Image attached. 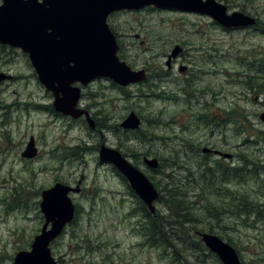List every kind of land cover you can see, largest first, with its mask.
<instances>
[{"label":"rangeland","instance_id":"rangeland-1","mask_svg":"<svg viewBox=\"0 0 264 264\" xmlns=\"http://www.w3.org/2000/svg\"><path fill=\"white\" fill-rule=\"evenodd\" d=\"M218 1L231 12L252 6L247 0ZM253 5L264 6V0H253ZM108 24L118 40L119 58L133 71H144L146 79L127 87L106 78L77 85L83 94L80 105L92 114L95 130L83 118L73 120L57 113L52 107L54 96L39 82L29 56L21 49L0 45V73L11 76L0 82V264H13L17 252L31 251L45 223L41 194L59 182L74 187L82 183L80 194L71 195L77 205L76 220L51 245L59 264H172L170 258L175 264H194L196 259L217 264L208 251V255L202 252L203 246L194 253L196 244L186 246L187 252L176 253V257L143 245L138 196L112 165L100 162L101 145L118 149L138 169L163 183L165 169L148 168L144 158L159 160L158 154L177 160L181 166L166 172L189 194L198 192L195 206L208 203L220 211L218 202L226 198H216V194L224 188L211 185L214 194L205 193L209 187L189 181L185 168L193 172L210 168L215 179L232 182L228 187L233 194L226 189L229 200L245 197L250 212L232 209L231 214L250 220L248 226L230 214L224 220L226 215L220 211V219L197 214L199 231L188 226L175 227L173 232L192 231L190 242L198 243L193 237H199L198 232L214 234L210 231L215 230L240 253L245 264H264V205L254 202H264V168L259 163L264 164V123L258 117L264 97L255 100V94L247 95L238 78L235 83L230 77L239 63L232 62V56L240 55L239 50L245 55L256 45L264 48V38L245 47L249 40L244 42V33L223 32L211 17L155 7L115 12ZM177 45L189 57L179 58L169 69L167 55ZM181 66H187L188 73H181ZM233 110L238 122L217 129L210 142L206 138L211 136L209 129L198 122L200 116L210 122L218 117L228 119ZM133 111L143 121V133L120 128ZM98 120L103 127H98ZM32 137L38 155L29 159L22 154ZM208 142L246 157L227 162L236 164L231 169L214 157L203 160L192 146L202 143L209 148ZM75 147H80L76 158H65L68 149ZM202 175L198 172L197 178ZM167 202H157V210L164 211ZM259 212L262 217L257 220Z\"/></svg>","mask_w":264,"mask_h":264},{"label":"water","instance_id":"water-1","mask_svg":"<svg viewBox=\"0 0 264 264\" xmlns=\"http://www.w3.org/2000/svg\"><path fill=\"white\" fill-rule=\"evenodd\" d=\"M192 12L211 17L225 29L255 24V19L243 12L229 13L218 0H2L0 5V45L21 49L29 56L39 82L54 96L56 112L74 120L85 117L92 130L96 122L90 112L79 106L80 86L99 78L112 80L127 87L146 79L144 71H133L122 61L116 35L108 19L115 12L142 10L147 7ZM182 51L176 46L172 57ZM0 73V82L8 78ZM264 121V114L261 116ZM125 130H138L141 119L131 112L120 124ZM23 157L38 155L34 137L28 142ZM101 163L112 164L129 182L135 194L152 214L156 213L159 191L151 179L118 149L101 145ZM150 169L159 167L157 158L145 157ZM81 192L76 187L56 183L42 192L40 204L45 223L31 245V251H20L13 264H58L51 243L56 240L76 216L71 194ZM205 247L216 254L222 264H243L238 251L221 237L199 233Z\"/></svg>","mask_w":264,"mask_h":264},{"label":"trees","instance_id":"trees-1","mask_svg":"<svg viewBox=\"0 0 264 264\" xmlns=\"http://www.w3.org/2000/svg\"><path fill=\"white\" fill-rule=\"evenodd\" d=\"M99 121L100 120L97 121L98 127L99 128L103 127L104 125H101V122ZM79 148L80 147L68 149V151L65 153V158H70V157L76 158L77 154L75 152ZM144 155L148 156L149 152L144 153ZM155 156L159 157V160L161 161L159 169H161L162 171L165 169V171L163 172V175H164V179L166 180V182L163 183L162 181L156 180L155 177H150V178L151 180H153L154 185L158 188V191L160 193L158 202H161L164 199H167L168 201L167 203L169 205L164 207V211L157 210L156 214H152L151 212H149L145 204L139 198H137L138 199L137 210H139L142 216L141 220L139 221V224H140L139 228L142 233L141 235L143 239L145 240L144 241L145 244L143 245L148 246L149 248L161 249L165 252H168L169 256L171 255V256L176 257V253L178 254L180 253L181 255H183L185 254V252H187L185 248L186 246L188 245L192 246V244H196L198 245L196 248L192 246L194 253H196L198 250L201 251L200 247L203 246L202 252L206 254V251H208L209 255L215 259L216 263L221 264L217 256H215L207 248L204 247L199 237L193 236L194 238L198 240V243L195 241L190 242L193 240L189 236L190 232L192 231H182V232L176 233V232H173V230L175 229V227L188 228V226H190L191 229L199 231L197 224H199L200 221L196 220L197 214L201 216H205L206 219H209V218L210 219H215V218L220 219L221 218L220 211H223L224 214L226 215L224 220H226L232 209L250 212L248 211V208H247L248 206H246L248 204L246 205L235 204L234 205L232 203V200H229L228 198L230 195V192L224 189L223 193H221V196L226 197V200H222L218 202L221 205L219 208L220 211L217 212L216 208L209 206L208 203H206V206L204 207L195 206V201L198 198L197 197L198 192L195 191L189 194L186 190H183L180 187V185L174 181L171 174H167L166 172L167 169H172L176 166H181L180 162H178L177 160L174 161L172 157L168 158V157H164L158 154H155ZM185 170L188 171V174H189L188 178L193 176V178H190L189 181H192L200 185L199 178H197V173H194L191 168H185ZM239 170L240 169L236 170L237 174L239 173L238 172ZM206 173L210 174V177H212V173H209V172H206ZM244 181L245 180H241L240 182H244ZM209 183H211L210 185H207L209 187V190L205 193L214 192L211 187V185H215L214 182L208 179V184ZM15 191H16V194H19L17 190ZM193 198H195V201H192ZM244 198L245 197H243V199ZM15 199L16 201H18V198H15ZM260 214L261 212L257 213V220L261 218ZM236 217L237 219L241 220L240 219L241 216L237 215ZM247 218H250V216ZM249 222L250 220L248 219L241 220V223L244 226H248ZM210 232L216 234L215 230H212ZM169 251H171V254ZM170 259H171L172 264H175L176 260L173 258H170ZM195 262L194 264H205L204 260L199 261L198 259H196Z\"/></svg>","mask_w":264,"mask_h":264},{"label":"flooded vegetation","instance_id":"flooded-vegetation-1","mask_svg":"<svg viewBox=\"0 0 264 264\" xmlns=\"http://www.w3.org/2000/svg\"><path fill=\"white\" fill-rule=\"evenodd\" d=\"M228 1V0H227ZM235 1V0H234ZM250 1V3L252 4L251 9H242V10H234V11H229V13H233L235 11H240L245 13L246 15L252 17L255 19V24L253 25H249L246 27H240V28H233V29H224L222 26H220L218 23L214 22L215 25H217L221 30H223V32H227L229 34H236V33H244L245 35V39L244 42L248 43L244 44V46H253L254 40H256L257 38H264V6H254L253 5V0H247ZM230 2V0H229ZM256 45V44H255ZM2 46V45H1ZM255 49L251 50V51H246L247 54L242 55V51L239 50L241 52L240 55H235L232 56V62H234L235 60L238 61L239 63L234 65L233 69L234 72L232 73V75H230V77L233 79V81L236 83V78H238V81L246 87V91H247V95L251 94L254 95L255 100L259 99L258 96H263L264 97V48H258V45L253 46ZM168 60H167V67L169 69H171L173 67V64H175L177 62V60L179 58L182 57H189L188 54L185 53L184 49L182 48V51L175 57H172L171 54L167 55ZM207 58H211L210 55L206 56ZM212 59L214 60V55L212 56ZM179 71L181 73H188L189 68L187 66H181L179 68ZM194 74L192 73V76ZM195 76V75H194ZM196 78H198V76H195ZM193 78V77H191ZM241 78H244L242 81ZM149 81V80H147ZM217 94H220L219 92H216ZM246 94V93H245ZM243 98V97H242ZM241 98V99H242ZM235 110L231 111L230 113H228V119H223V118H216L213 119L211 122L207 121L206 119L203 120L202 116H200L198 122L200 124H202L205 129H209L211 136L206 137L208 140H210V142L212 141V138L215 136L217 129H222V127L230 125V124H236L238 121L236 120V114ZM264 114V104H263V112L260 113L258 115V117L260 118V120L264 123V121L262 120L261 116ZM143 124V121H142ZM141 124V125H142ZM126 132H136V133H141L142 132V126L136 130V131H128L125 130ZM223 141L226 144V137L223 139ZM210 142L207 143V146H204L202 143L196 145H191L188 144V146H192V150L194 153H200L202 155V159L206 160V159H211V157H214L216 159L221 160V164L223 165V167L227 168V169H231L233 167H235V163H227L232 161H237L238 158H240V156H238L237 154H231L229 152H226L225 148L223 146H216L214 144H211ZM228 142V141H227ZM202 145L204 146V148L202 147ZM206 145V144H205ZM228 145V143L226 144V146ZM229 150H233V149H229ZM264 153V151H263ZM241 157H246V156H241ZM259 163L262 165V167L264 168V164L259 161ZM200 168H202L200 166ZM204 169V168H203ZM199 173H203V175L199 178L200 181V186H207L208 185V179L212 180L214 182V184L216 186H222L224 189H229L230 192L233 194V192L231 191V189L228 187L229 184H231L232 182L223 180V179H215V175L213 174L212 170L210 168L208 169H204V172L199 170ZM198 172H194V173H198ZM206 172L212 173V177H210V174H207ZM193 173V174H194ZM172 177H174L173 175H171ZM190 178H193V176H191ZM188 178V180L190 179ZM215 179V180H214ZM259 182V180L257 181ZM264 189V184L262 185L261 190ZM214 194V192L212 193ZM221 194H216V198H220ZM226 198V197H225ZM192 201H195V199H192ZM256 203H261L264 205V202H260V200H256L254 201ZM232 203L235 204H243L246 205L249 203L248 200L246 199H241V201L236 200V198L233 196L232 198ZM231 215V217L236 218L237 215H232L231 212L229 213ZM257 216V215H256ZM260 216L262 217V212L260 214ZM244 216H241L240 219L241 220H245L243 219Z\"/></svg>","mask_w":264,"mask_h":264},{"label":"bare ground","instance_id":"bare-ground-1","mask_svg":"<svg viewBox=\"0 0 264 264\" xmlns=\"http://www.w3.org/2000/svg\"><path fill=\"white\" fill-rule=\"evenodd\" d=\"M156 214V213H155ZM200 232L197 233V235L199 234ZM199 236V235H198Z\"/></svg>","mask_w":264,"mask_h":264}]
</instances>
